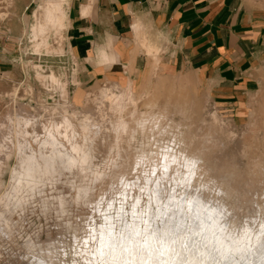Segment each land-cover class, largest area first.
<instances>
[{
  "label": "rangeland",
  "instance_id": "obj_1",
  "mask_svg": "<svg viewBox=\"0 0 264 264\" xmlns=\"http://www.w3.org/2000/svg\"><path fill=\"white\" fill-rule=\"evenodd\" d=\"M45 1H37L31 9L30 26L18 46L21 52L13 60L16 73L12 78L0 77V197L11 187L12 169H19L16 145L22 140L18 135L22 129L27 130L26 138L36 152L47 135L45 129H51L59 148L77 158L86 153L89 163L71 170L62 167L59 173L47 175L43 195L33 193L28 204L4 213L0 264H72L73 260L84 264L76 253L86 251L83 241L89 235L96 239L89 240L87 247H99L104 234L96 231L104 223L100 213L113 217L121 200L130 213L137 197L141 198L139 212L151 195L139 192L147 182L145 172L151 176L156 169L153 183L148 184L151 189L161 175L164 156L178 153L202 161L199 175L203 182L215 183L201 195L227 209L226 222L237 236L243 234L245 225L255 235L264 223V59L252 60L254 65L248 66L249 71L254 69L251 76L222 88L203 71L167 56L165 42L159 41L156 47L137 40L135 47L148 56L128 59L127 72L85 80L76 59L67 52L66 27L60 33L50 31L49 47L35 51L30 27L40 20L38 9ZM136 51V55L141 53ZM51 74L56 80L45 84L43 76ZM105 90L107 96H103ZM129 92L132 98L126 97ZM121 93L125 101L119 107L115 101ZM65 109L75 132L64 126L55 129L64 124ZM85 119L90 127L86 133L81 127ZM72 141L79 144V153L71 150ZM167 148L173 151L166 152ZM49 149L43 151L48 154ZM175 169L172 165L169 179L162 182V202L175 187L171 180ZM122 179L137 186L126 190ZM217 188L222 196L216 195ZM155 207L151 205L152 212ZM0 212H4L3 203ZM128 222L131 217H123L118 227ZM155 227L162 225L157 221ZM253 251L264 252V237ZM241 255L249 258L236 254L225 264ZM251 259L255 262L256 256Z\"/></svg>",
  "mask_w": 264,
  "mask_h": 264
},
{
  "label": "crops",
  "instance_id": "obj_2",
  "mask_svg": "<svg viewBox=\"0 0 264 264\" xmlns=\"http://www.w3.org/2000/svg\"><path fill=\"white\" fill-rule=\"evenodd\" d=\"M37 1L10 0L11 15L3 26L11 39L0 30L1 78H12L18 69L13 60ZM88 2L65 5L67 52L85 80L127 72L128 59L148 56L135 47L137 40L156 47L165 42L167 56L203 71L222 88L251 76L254 69L248 66L264 59V0H91V12L82 19L81 6ZM137 21L141 28L134 33L131 24Z\"/></svg>",
  "mask_w": 264,
  "mask_h": 264
},
{
  "label": "clouds",
  "instance_id": "obj_3",
  "mask_svg": "<svg viewBox=\"0 0 264 264\" xmlns=\"http://www.w3.org/2000/svg\"><path fill=\"white\" fill-rule=\"evenodd\" d=\"M65 4H70V0H61L58 4L49 2L44 8L50 23L52 12L55 11L60 13L56 23L62 28L67 27L62 23L67 20V12L62 9V5ZM91 8L92 4L89 0L81 6L80 17L87 18ZM140 28L139 21L131 24L134 33ZM100 56L101 62L107 60L103 50ZM67 123L65 121V124ZM63 126H57L56 130L59 131V127ZM45 132L53 141L52 147H56L52 130L45 129ZM41 146L49 145L46 141ZM72 151L80 150L74 147ZM165 151L173 150L167 148ZM19 155H23L22 152ZM164 160L166 162L160 165L161 175L155 180L154 187L151 189L148 184L153 183L151 177L156 175V169H152L151 176L147 172L144 174L147 182L139 188V192L145 195L151 192V195L148 203L139 212L137 209L140 208L141 198L137 197L131 205L130 213L125 212L123 200L120 201V207L113 217L100 213L104 223L96 231L103 230L104 234L99 240V247H87L89 240L96 239L95 236L89 235L83 241L86 251L76 253L84 259V264H225V261H229L232 256L241 253L247 254L249 258L245 260L244 255H241L239 260H231V264H241V261L244 264H264V252L257 254L253 251L260 244L261 237H264V223L260 224V230L255 235L252 229L245 225L242 229L243 234L237 236L235 229L226 222L227 209L219 201L213 203L212 200H205L201 195L209 191L210 185L215 183L214 181L203 182L204 177L199 175L202 161L186 153H178L171 157L165 155ZM88 163L87 154H84L79 161L72 158L67 160L69 170ZM172 165H176L171 178L175 187L167 192L166 199L162 202L160 199V193L164 190L162 182L169 179V170ZM18 168L19 170L15 167L12 169L9 179L11 187L3 194V197H0V203L8 200L15 208L28 204L33 199V193L43 195L42 189L46 183L44 177L49 174L47 167L44 171H40L39 165L35 163L34 155L20 159ZM121 183L126 190L137 186L135 183L128 184L123 179ZM214 191L217 196L223 195L218 188ZM129 199H131L130 195ZM153 204L156 206L154 212L151 208ZM5 207L8 205L6 204ZM108 209H112L111 203L108 204ZM126 216L131 217V222L118 227L122 218ZM164 218H167L166 222ZM157 221L162 227H155ZM141 224L144 225L143 228L140 227ZM88 256L93 259H86ZM252 256H256L255 262L251 259ZM39 264L44 262L39 261ZM72 264H77V261L73 260Z\"/></svg>",
  "mask_w": 264,
  "mask_h": 264
},
{
  "label": "bare ground",
  "instance_id": "obj_4",
  "mask_svg": "<svg viewBox=\"0 0 264 264\" xmlns=\"http://www.w3.org/2000/svg\"><path fill=\"white\" fill-rule=\"evenodd\" d=\"M53 3V4H58V3H61V0H51V1H45V3H43V7L39 6V12H41V17H40V20L37 22V24H32V26L30 27V35H31V41L33 42V45H34V48L36 49H33L35 51L37 50H40V48H45L47 49L49 47V43H48V34L50 31L54 30L56 33H60V31L62 30V27H60L59 24L56 23L57 20H59L60 18V13L58 12H55L53 11L52 12V22L50 23L48 18H47V15L44 11V8L47 7L48 3ZM66 5V4H65ZM65 5H62V9L65 11ZM62 23H64V21H62ZM43 29V30H42ZM56 53V52H55ZM40 73V72H39ZM43 76V75H41ZM44 81H45V84L47 83H50L49 80L51 81H55L56 78L53 74L51 75H44ZM49 85V84H48ZM47 86V85H46ZM108 95V92L105 90L103 91V96H107ZM129 97V98H132L133 95L129 92L126 97ZM125 99V95L123 93H121L120 95H118V98L116 99L115 103L121 107L123 106V103H124V100ZM127 101V100H126ZM126 104V102H125ZM124 104V106H125ZM62 111H63V108H62ZM64 112V111H63ZM67 110L65 109V114H64V120H63V125H64V128L67 130V129H71L72 131L75 132V128L74 126L72 125L71 121L68 119V114L67 113ZM86 117V116H85ZM147 118V117H146ZM150 119V118H149ZM65 121H67L68 123L65 124ZM81 127L83 129V131L86 133L85 129L88 130V125H89V120L85 119V120H81ZM142 121V120H141ZM24 122V121H23ZM28 123V121L26 122V124ZM31 125V123H29ZM120 126V125H119ZM124 126V124H123ZM30 127V126H29ZM53 128V127H52ZM56 129V127H55ZM67 132V131H66ZM73 133V132H72ZM56 134V133H55ZM54 133H52V136L55 137V142H56V147H52V144H53V141L47 136L45 135V138L42 140V141H39V150L38 152H36L34 149H32V147L29 145V142L26 138V135H27V130L26 129H22L19 131V136L22 137V140H18V143L16 145V153L18 154V157H19V160L20 159H23L24 157H27V156H35V163L36 165H39V168H40V171H44L45 168L47 167V170H48V175H53L55 173H59L60 169L62 167L64 168H69V166L67 165V160L68 158H72V159H75L77 161H79L81 159V157L86 154V153H82V155L77 158L75 156V154L71 153L70 151H65L66 149H61L59 148V141L57 140V137L55 136ZM65 134V133H62V135ZM75 134V133H74ZM33 135V134H32ZM88 135V134H87ZM86 135V136H87ZM29 136V135H28ZM64 136V135H63ZM35 137V136H34ZM62 137V136H61ZM66 137V136H64ZM84 137V136H83ZM37 138V137H36ZM85 138V137H84ZM34 139V138H33ZM36 140V139H35ZM47 141L48 143V147L50 148L49 149V153L46 154V152L43 151V149H46V147H42L41 145H43L45 142ZM69 141V140H68ZM71 141V140H70ZM69 141V142H70ZM73 142V141H72ZM36 144V142L34 143ZM72 146V149L75 147L77 149L80 150V146L78 143L76 142H73L71 144ZM71 148V147H70ZM71 149V150H72ZM4 150V149H3ZM5 151V150H4ZM23 155H19V153H21ZM83 152V151H82ZM87 152V151H86ZM74 153H79L78 152H74ZM10 154V153H9ZM10 156V155H9ZM8 156V157H9ZM89 156V155H88ZM57 162H60L62 163L63 165H57ZM19 170V169H17ZM48 178V177H47ZM3 183V182H2ZM83 189V188H82ZM87 190V189H86ZM86 193V192H85ZM8 205V207H5V205ZM3 206H4V212H0V222L1 221H6V217H5V212L6 211H10L11 209H15V207L12 206V202L11 201H8V200H5L4 203H3ZM12 212V211H11ZM10 215V214H9ZM5 223V222H4ZM8 222H6L7 224ZM9 225V223H8ZM7 225V226H8ZM6 227V225H5Z\"/></svg>",
  "mask_w": 264,
  "mask_h": 264
},
{
  "label": "built area",
  "instance_id": "obj_5",
  "mask_svg": "<svg viewBox=\"0 0 264 264\" xmlns=\"http://www.w3.org/2000/svg\"><path fill=\"white\" fill-rule=\"evenodd\" d=\"M10 8H11L10 0H0V30L5 33L3 38H5L7 40L11 39V36L7 32V30L3 26V24L7 21V19L11 15Z\"/></svg>",
  "mask_w": 264,
  "mask_h": 264
}]
</instances>
